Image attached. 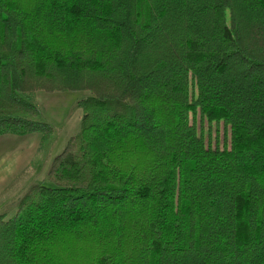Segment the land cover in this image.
I'll use <instances>...</instances> for the list:
<instances>
[{
  "label": "trees",
  "instance_id": "trees-1",
  "mask_svg": "<svg viewBox=\"0 0 264 264\" xmlns=\"http://www.w3.org/2000/svg\"><path fill=\"white\" fill-rule=\"evenodd\" d=\"M88 92L0 264H264V0H0V136Z\"/></svg>",
  "mask_w": 264,
  "mask_h": 264
},
{
  "label": "rangeland",
  "instance_id": "rangeland-1",
  "mask_svg": "<svg viewBox=\"0 0 264 264\" xmlns=\"http://www.w3.org/2000/svg\"><path fill=\"white\" fill-rule=\"evenodd\" d=\"M89 95L88 92H58V93H33L28 98L36 103L39 107L40 114L34 119L45 122L54 129L53 134L45 143L35 142V145H27L23 140L22 144L14 142L10 145L11 149H21V161L32 160V170L27 171V176L22 177L25 184L22 189L17 190L24 192L18 199L12 201L6 207V214L3 215L5 220H9L16 214L20 198L31 190L36 184L53 185L48 178V172L53 159L59 155L66 147L69 139L80 131L82 110L78 107V102ZM33 136V135H31ZM42 142L41 134H34ZM36 155V156H34ZM34 157V158H32ZM14 192V190H13Z\"/></svg>",
  "mask_w": 264,
  "mask_h": 264
},
{
  "label": "crops",
  "instance_id": "crops-1",
  "mask_svg": "<svg viewBox=\"0 0 264 264\" xmlns=\"http://www.w3.org/2000/svg\"><path fill=\"white\" fill-rule=\"evenodd\" d=\"M31 135L15 136L6 134L0 136V216L5 215L6 207L24 193L22 192L21 194V191L17 190V188L22 189V184H25L22 177L27 176V171H33V167L31 168L33 159L22 162L21 149H11L10 145L14 142L22 144L23 140L27 145H35V142L41 143V138L39 140L34 134ZM35 169L36 172L33 171V173L36 175L39 169Z\"/></svg>",
  "mask_w": 264,
  "mask_h": 264
}]
</instances>
